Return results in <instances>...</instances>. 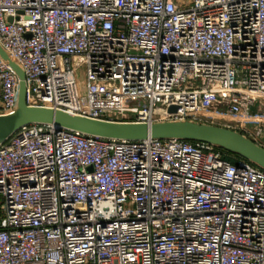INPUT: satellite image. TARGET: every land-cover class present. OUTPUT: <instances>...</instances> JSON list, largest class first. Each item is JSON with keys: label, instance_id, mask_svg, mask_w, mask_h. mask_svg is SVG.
Returning <instances> with one entry per match:
<instances>
[{"label": "built area", "instance_id": "1", "mask_svg": "<svg viewBox=\"0 0 264 264\" xmlns=\"http://www.w3.org/2000/svg\"><path fill=\"white\" fill-rule=\"evenodd\" d=\"M0 47L29 107L224 123L264 149L247 128L264 125V0H0ZM20 82L0 55V117ZM0 264H264V170L203 142L24 126L0 145Z\"/></svg>", "mask_w": 264, "mask_h": 264}, {"label": "water", "instance_id": "2", "mask_svg": "<svg viewBox=\"0 0 264 264\" xmlns=\"http://www.w3.org/2000/svg\"><path fill=\"white\" fill-rule=\"evenodd\" d=\"M0 55L17 72L21 81L17 110L11 115L0 117V145L20 128L38 123L51 125L56 130L67 129L104 139L133 141L178 139L203 142L235 153L264 170V149L241 134L225 128L190 122L153 124L103 122L74 116L63 111L29 107L25 99L26 85L22 69L5 54L1 47ZM176 110V107H171L169 113H175Z\"/></svg>", "mask_w": 264, "mask_h": 264}, {"label": "rangeland", "instance_id": "3", "mask_svg": "<svg viewBox=\"0 0 264 264\" xmlns=\"http://www.w3.org/2000/svg\"><path fill=\"white\" fill-rule=\"evenodd\" d=\"M75 75H76V78H77L81 93L85 94L86 90H85V80H84L85 79V69H84V67H82V66L78 67L76 69V74ZM255 112H256V109H253L252 113H255ZM205 125H211V126L224 128L223 127L224 123H216V122L210 123L209 122V123H205ZM247 128L252 134H256L260 128H262L263 131H264V125H260V124H248ZM249 138H251V137H249ZM221 153L223 155L224 152H221Z\"/></svg>", "mask_w": 264, "mask_h": 264}, {"label": "trees", "instance_id": "4", "mask_svg": "<svg viewBox=\"0 0 264 264\" xmlns=\"http://www.w3.org/2000/svg\"><path fill=\"white\" fill-rule=\"evenodd\" d=\"M191 143H195V142H191ZM216 148H217L219 151L224 152V153H223L224 158H225L227 161H229V162H231V163H233V164H237V163H239V162H241V161H246V162H248L247 160L243 159L241 156H239V155H237V154H235V153L229 152V151H227V150H225V149H223V148H221V147H217V146H216Z\"/></svg>", "mask_w": 264, "mask_h": 264}]
</instances>
